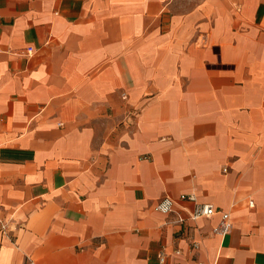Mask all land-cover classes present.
Here are the masks:
<instances>
[{
	"label": "crops",
	"instance_id": "crops-1",
	"mask_svg": "<svg viewBox=\"0 0 264 264\" xmlns=\"http://www.w3.org/2000/svg\"><path fill=\"white\" fill-rule=\"evenodd\" d=\"M161 251L264 264V0H0V264Z\"/></svg>",
	"mask_w": 264,
	"mask_h": 264
},
{
	"label": "built area",
	"instance_id": "built-area-1",
	"mask_svg": "<svg viewBox=\"0 0 264 264\" xmlns=\"http://www.w3.org/2000/svg\"><path fill=\"white\" fill-rule=\"evenodd\" d=\"M27 53L32 52V47L26 48ZM180 199L182 200H190L193 202V208L190 212V219L196 220L199 218H209L212 215L219 213L220 214V222L218 226H216L213 231L222 235H225L228 233L231 229L232 223L230 220V215L228 212L221 211V210H216L214 206L210 203L207 202H199L195 195L193 194H181L179 196ZM252 204V203H251ZM153 209L161 214H169L173 212L174 210V200L170 196H163L160 198L157 203L154 205ZM177 220L181 222L183 220L182 217H178ZM2 229L5 227L2 226ZM198 245L196 242L192 243V247L196 248ZM165 253L164 252H159L158 253V262L159 264H165Z\"/></svg>",
	"mask_w": 264,
	"mask_h": 264
}]
</instances>
